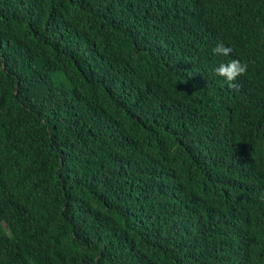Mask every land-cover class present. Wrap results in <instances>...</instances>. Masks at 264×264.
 Listing matches in <instances>:
<instances>
[{"label": "trees", "instance_id": "obj_1", "mask_svg": "<svg viewBox=\"0 0 264 264\" xmlns=\"http://www.w3.org/2000/svg\"><path fill=\"white\" fill-rule=\"evenodd\" d=\"M261 193L264 0H0V264H264Z\"/></svg>", "mask_w": 264, "mask_h": 264}, {"label": "clouds", "instance_id": "obj_2", "mask_svg": "<svg viewBox=\"0 0 264 264\" xmlns=\"http://www.w3.org/2000/svg\"><path fill=\"white\" fill-rule=\"evenodd\" d=\"M213 52L217 55L228 56L233 52V49L221 41L213 49ZM248 70V65L242 63L239 59H233L228 63H221L215 68V74L222 76L229 82V85L235 87L234 81L241 75L245 74ZM260 199L264 201V193H261Z\"/></svg>", "mask_w": 264, "mask_h": 264}]
</instances>
